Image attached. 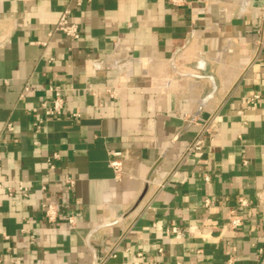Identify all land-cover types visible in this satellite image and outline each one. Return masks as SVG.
<instances>
[{
	"label": "crops",
	"instance_id": "crops-1",
	"mask_svg": "<svg viewBox=\"0 0 264 264\" xmlns=\"http://www.w3.org/2000/svg\"><path fill=\"white\" fill-rule=\"evenodd\" d=\"M262 32L264 0H0V264H264Z\"/></svg>",
	"mask_w": 264,
	"mask_h": 264
},
{
	"label": "built area",
	"instance_id": "built-area-1",
	"mask_svg": "<svg viewBox=\"0 0 264 264\" xmlns=\"http://www.w3.org/2000/svg\"><path fill=\"white\" fill-rule=\"evenodd\" d=\"M169 2L174 5L175 7H181L188 3V0H169ZM55 32H60L64 34L65 36L77 40L81 37V30L77 23L73 22L71 20V12L70 10H65L60 20L54 30ZM257 45L259 47V50L264 53V33L262 32L261 38L258 40ZM49 91L52 93L53 98L51 101L46 102L43 104V110L47 117H61L68 111V108L65 103V98L63 96V90L60 86H50ZM260 96L254 95L253 97L247 99L246 103L251 106L253 109L257 108L258 100ZM79 114H73V117L78 118ZM215 120H213L210 124L206 125L203 129V133L197 135V137L194 139V141L186 148L185 155L190 156L195 154L198 151H201L206 142L205 135H211L212 130L215 127ZM7 129L13 130V126L11 123H8L6 126ZM115 159L111 161V166L114 169V172L118 177L121 176L122 173V161L120 159V153L114 154ZM59 156L57 154L53 155L52 158L48 159V163L53 167V160L58 159ZM205 180L209 181L210 176L206 175ZM19 191L27 197L29 195V189L25 187L22 183H17ZM7 192L9 195H14V188L8 187ZM258 203L260 205L264 204V190L261 191L258 196ZM213 204L211 200L205 201V206L210 207ZM251 206V202L247 199H239L237 202V206L230 208V216L225 224L221 226V232L225 231H232L237 230L240 227L243 226V219L241 218L239 212L240 209L247 208ZM44 212H45V218L49 224H55L59 217V207L55 204L46 203L44 205ZM69 223L70 225L75 224V220L73 217H69ZM171 234H176L177 236H180V231H172ZM264 236V232H263ZM235 252L236 249L233 245H229V249L227 250V256L229 257V263H233L235 260ZM13 264H21L17 260H12Z\"/></svg>",
	"mask_w": 264,
	"mask_h": 264
}]
</instances>
